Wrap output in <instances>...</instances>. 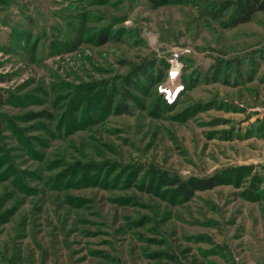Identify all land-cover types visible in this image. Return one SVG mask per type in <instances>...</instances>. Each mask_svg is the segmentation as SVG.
Masks as SVG:
<instances>
[{
    "label": "rangeland",
    "instance_id": "1",
    "mask_svg": "<svg viewBox=\"0 0 264 264\" xmlns=\"http://www.w3.org/2000/svg\"><path fill=\"white\" fill-rule=\"evenodd\" d=\"M236 2L0 0V264H264V12L226 28Z\"/></svg>",
    "mask_w": 264,
    "mask_h": 264
},
{
    "label": "trees",
    "instance_id": "2",
    "mask_svg": "<svg viewBox=\"0 0 264 264\" xmlns=\"http://www.w3.org/2000/svg\"><path fill=\"white\" fill-rule=\"evenodd\" d=\"M172 3L180 4L183 3L185 0H169ZM236 13H235V20L230 23H226L225 27L230 28L234 27L240 24H245L251 22L256 14L260 12H264V0H237L236 2ZM187 61L188 59H184ZM151 69H153L152 72H146L143 70L142 72L138 73L140 78L141 74H146V78L150 79L151 81L154 80L155 76L154 73L158 71L160 74L163 73L164 69L158 65V63H151ZM136 88L134 83L129 82L128 85L121 86L118 92L121 93V96L123 97V101L127 102L132 99L131 89L130 88ZM5 100L0 97V104H5ZM127 110V108H125ZM178 186V190L181 196H185L187 198H190L193 196V194L197 191H203L207 189H212L215 187L216 179L214 178H202V179H192L189 181L183 182L180 179H177V181H174L173 183Z\"/></svg>",
    "mask_w": 264,
    "mask_h": 264
},
{
    "label": "built area",
    "instance_id": "3",
    "mask_svg": "<svg viewBox=\"0 0 264 264\" xmlns=\"http://www.w3.org/2000/svg\"><path fill=\"white\" fill-rule=\"evenodd\" d=\"M192 54L191 49L189 48H173L168 52L167 63L169 64L168 68V81L172 84L180 81V78L185 67L184 57Z\"/></svg>",
    "mask_w": 264,
    "mask_h": 264
}]
</instances>
